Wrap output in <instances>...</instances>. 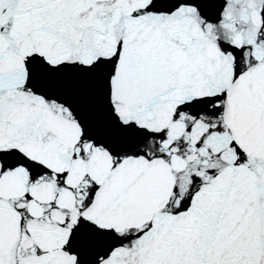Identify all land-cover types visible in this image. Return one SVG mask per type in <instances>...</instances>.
I'll list each match as a JSON object with an SVG mask.
<instances>
[{
	"label": "snow or ice",
	"instance_id": "6c2138e0",
	"mask_svg": "<svg viewBox=\"0 0 264 264\" xmlns=\"http://www.w3.org/2000/svg\"><path fill=\"white\" fill-rule=\"evenodd\" d=\"M0 264H264V0H0Z\"/></svg>",
	"mask_w": 264,
	"mask_h": 264
}]
</instances>
